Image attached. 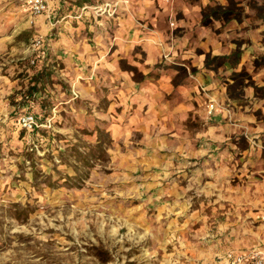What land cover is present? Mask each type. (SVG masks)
<instances>
[{
    "label": "rangeland",
    "instance_id": "374dc122",
    "mask_svg": "<svg viewBox=\"0 0 264 264\" xmlns=\"http://www.w3.org/2000/svg\"><path fill=\"white\" fill-rule=\"evenodd\" d=\"M151 1L170 11L164 22L173 34L183 31V13L173 9L198 6L201 15L206 6L228 5ZM232 2L237 19L204 27L200 18L225 55L197 51L206 69L222 70L225 101L198 84L193 68L161 51L158 68L174 72V86L188 78L197 84L181 124L189 136L162 146L160 136L144 141L147 136L128 129L120 107L110 109L104 87L80 97L61 64L33 47L34 37L45 35L12 36L16 31L6 23L19 18L0 12V264H212L238 244L261 251L264 0ZM132 52L135 60L121 67L140 82L149 75L139 66L140 49ZM234 52L238 58L213 59ZM215 112L221 115L214 118ZM26 113L36 118L33 131L17 123ZM167 150L175 154L166 157Z\"/></svg>",
    "mask_w": 264,
    "mask_h": 264
},
{
    "label": "crops",
    "instance_id": "0c3cea01",
    "mask_svg": "<svg viewBox=\"0 0 264 264\" xmlns=\"http://www.w3.org/2000/svg\"><path fill=\"white\" fill-rule=\"evenodd\" d=\"M135 1L47 0L46 13L33 18L18 0H0V12H9L19 18L13 24L6 23L16 31L12 36L31 30L45 35L42 56L45 59L51 55L61 64L62 77L72 81L80 97H94L104 87L109 94L110 109L120 107L121 118L127 120L128 129L135 127L137 133L147 136L144 141H151V136H160L162 146L161 143L175 136H189L181 124L188 117L197 90V84L189 78L184 84L174 86L171 83L174 72L158 68L162 49L169 51L177 63L193 68L198 84L203 85L218 102L226 99L219 76L222 70L206 69L203 55L197 51L212 52L217 56L225 53L218 41L200 26V7L173 9L175 13L180 9L183 13V31L173 34L164 22L169 10H161L151 0H140L136 7ZM201 1L206 5V0ZM106 5L108 12L105 11ZM96 9L102 12L99 14ZM112 10L114 13L109 16ZM130 13L141 19L142 24L135 22ZM28 20L33 25L30 26ZM135 47L143 54L139 66H142L144 75H149L140 82H134L132 74L121 67V61L135 60V56L132 57ZM224 67L230 69L227 63ZM220 115L221 112H215L213 117ZM174 154L168 150L164 153L166 157ZM256 237L260 239L264 255V233H256ZM245 245L238 244L217 254L212 264L228 252H247L250 248Z\"/></svg>",
    "mask_w": 264,
    "mask_h": 264
},
{
    "label": "built area",
    "instance_id": "2783aa9c",
    "mask_svg": "<svg viewBox=\"0 0 264 264\" xmlns=\"http://www.w3.org/2000/svg\"><path fill=\"white\" fill-rule=\"evenodd\" d=\"M26 6L27 10L31 14L33 18L41 16L42 14L46 13L48 10V3L47 0H22ZM127 3V1L125 2ZM105 8V7H104ZM107 9V5L105 8V11ZM108 12V9H107ZM114 13V10L112 12H109V16H112ZM43 43L44 39L43 36H38L33 43V47L37 50L43 49ZM42 52H40V55ZM39 55V56H40ZM32 63H35V60H32ZM213 109V105L210 106V112ZM17 123L19 127L25 131H33L35 128L38 127L36 118L33 114H22L19 115L17 118ZM264 264V255L262 251L259 250H249L247 252H239V253H233L228 252L226 253L219 261L216 262V264Z\"/></svg>",
    "mask_w": 264,
    "mask_h": 264
},
{
    "label": "trees",
    "instance_id": "16d2710c",
    "mask_svg": "<svg viewBox=\"0 0 264 264\" xmlns=\"http://www.w3.org/2000/svg\"><path fill=\"white\" fill-rule=\"evenodd\" d=\"M239 14L234 11L232 0H228V5L221 6H206L201 9V24L204 27H210L213 21H230L232 19H237ZM239 52H234L232 56L229 57H216L214 60H231L232 58H238ZM211 60L209 56L206 57L205 65L210 66Z\"/></svg>",
    "mask_w": 264,
    "mask_h": 264
}]
</instances>
